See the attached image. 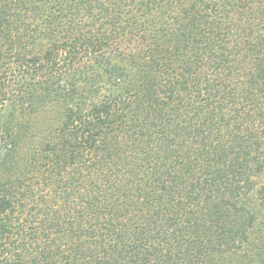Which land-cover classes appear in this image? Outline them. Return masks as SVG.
<instances>
[{"label": "trees", "instance_id": "16d2710c", "mask_svg": "<svg viewBox=\"0 0 264 264\" xmlns=\"http://www.w3.org/2000/svg\"><path fill=\"white\" fill-rule=\"evenodd\" d=\"M0 264H264V0H0Z\"/></svg>", "mask_w": 264, "mask_h": 264}]
</instances>
